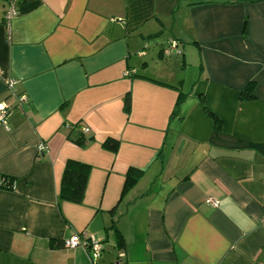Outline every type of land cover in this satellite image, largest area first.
I'll list each match as a JSON object with an SVG mask.
<instances>
[{
    "label": "crops",
    "instance_id": "1",
    "mask_svg": "<svg viewBox=\"0 0 264 264\" xmlns=\"http://www.w3.org/2000/svg\"><path fill=\"white\" fill-rule=\"evenodd\" d=\"M6 8L0 264H91L63 245L81 232L92 264H264V0H20L8 25ZM69 161L88 167L79 202L58 197Z\"/></svg>",
    "mask_w": 264,
    "mask_h": 264
},
{
    "label": "trees",
    "instance_id": "2",
    "mask_svg": "<svg viewBox=\"0 0 264 264\" xmlns=\"http://www.w3.org/2000/svg\"><path fill=\"white\" fill-rule=\"evenodd\" d=\"M253 84L248 83L242 94H247L251 96L250 90ZM203 110L208 117L213 121L214 127L219 129L221 126L220 119L210 112L206 106L203 104ZM176 114V111L174 112ZM115 143H105V146L110 149H114ZM142 171L138 169H130L127 171L124 180V186L122 190V195L126 190L134 186L140 179ZM88 178V167L82 163L76 161H69L66 163L59 186V199L70 200L73 202H79L84 194L86 182ZM13 178L3 176L0 180V187L11 189L13 186Z\"/></svg>",
    "mask_w": 264,
    "mask_h": 264
},
{
    "label": "built area",
    "instance_id": "3",
    "mask_svg": "<svg viewBox=\"0 0 264 264\" xmlns=\"http://www.w3.org/2000/svg\"><path fill=\"white\" fill-rule=\"evenodd\" d=\"M20 0H7V8L4 11V22L8 25L13 17L16 16L18 10L17 6ZM177 49V41L175 39H170L167 43V46L163 48L165 55H169L173 50ZM129 73V72H128ZM15 84L14 79H10L6 85L7 90L11 91ZM26 100V97L22 94L18 96V104H21ZM9 113V107L5 102H0V123L3 126L7 124V115ZM37 154L41 155L46 151V146L44 143H38L37 145ZM205 204L210 207L217 208L219 206V201L211 197H207L204 200ZM63 245L68 248L82 247L90 252V261L91 264L94 260L100 255V252L103 248V244L100 240L94 239L93 237H88L86 233H75L70 237L63 240ZM123 253H120V256H123Z\"/></svg>",
    "mask_w": 264,
    "mask_h": 264
},
{
    "label": "rangeland",
    "instance_id": "4",
    "mask_svg": "<svg viewBox=\"0 0 264 264\" xmlns=\"http://www.w3.org/2000/svg\"><path fill=\"white\" fill-rule=\"evenodd\" d=\"M173 57H174V56H172V57H171V59H172ZM178 59H179V61H181V59H180V58H178ZM191 71H192V70H190V69H189V70H188V74H190V73H191Z\"/></svg>",
    "mask_w": 264,
    "mask_h": 264
}]
</instances>
